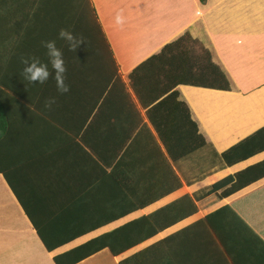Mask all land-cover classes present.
<instances>
[{"label":"crops","instance_id":"1","mask_svg":"<svg viewBox=\"0 0 264 264\" xmlns=\"http://www.w3.org/2000/svg\"><path fill=\"white\" fill-rule=\"evenodd\" d=\"M90 2L139 124L156 140L128 75L185 33L209 52L229 89L174 88L205 142L198 150L206 164L186 160L198 150L172 162L161 145L113 159V142L131 124L125 113L115 115L101 80L75 78V96L67 97L46 83L22 86L9 64L0 69V264H54L53 256L68 251L92 253L74 264H118L155 243L156 264H185L186 252L206 244L200 222L230 203L233 223L249 230V256L264 264V176L227 197L201 196L264 160V150L230 166L219 157L264 126V0ZM49 98L56 100L50 110ZM108 246L120 253L111 255Z\"/></svg>","mask_w":264,"mask_h":264},{"label":"trees","instance_id":"2","mask_svg":"<svg viewBox=\"0 0 264 264\" xmlns=\"http://www.w3.org/2000/svg\"><path fill=\"white\" fill-rule=\"evenodd\" d=\"M198 1L204 3V0ZM36 3L37 0H0V69L10 64L6 69L17 72L22 86H32L23 76L21 57H38L47 63L46 49L41 42L56 40L67 66L66 83L70 85V92L63 95L75 96L73 90L80 84L78 80L83 82L96 77L98 81L101 80L102 89L108 87L106 93L111 92L113 103L117 106L115 115L125 113L130 119L131 125L124 131L125 135L113 142V159L126 156V152L137 146L156 148L158 152L161 145L167 157L174 162L205 146L186 106L177 100L178 94L174 90L178 85L229 89L224 74L211 62L209 52L200 45L201 54H195L185 44L200 43L185 33L163 45L158 53L149 56L128 75L129 87L140 107L146 109L145 116L156 140L146 125L139 124V113L118 78L117 66L90 0H38L39 7L33 11ZM61 28L68 29L76 36H83L85 42L75 52L70 51L65 41L57 38ZM46 84L57 90L54 79L50 78ZM102 91L98 94V100ZM101 102L105 103L104 98ZM124 107L125 111H119ZM263 150L264 126L223 151L219 157L224 165L230 166ZM170 174L175 179L174 187L178 188L179 179L172 171ZM263 176L264 160L216 181L201 196L215 194L218 198L227 197ZM233 216L230 203L210 213L205 222H200L209 231L206 244H196L194 254L186 252L185 264H255L258 259L249 256V230L233 223ZM219 218L224 219H221L223 225L219 223ZM214 220H218L219 227L215 226ZM108 248L113 256L120 253L113 251L111 246ZM91 254L68 251L53 256L52 260L54 264H74ZM118 264H156V243Z\"/></svg>","mask_w":264,"mask_h":264},{"label":"clouds","instance_id":"3","mask_svg":"<svg viewBox=\"0 0 264 264\" xmlns=\"http://www.w3.org/2000/svg\"><path fill=\"white\" fill-rule=\"evenodd\" d=\"M39 7L37 3L33 7V11ZM126 22L123 14L118 13L115 17L117 25H124ZM59 40L65 41L70 51L75 52L77 48L85 42L83 36H76L68 29L61 28L58 32ZM42 47L46 49L48 57L47 63L42 62L38 57H21V63L24 65L23 76L32 84L43 85L52 78L56 82L57 91L63 95L70 92V85L66 83L67 80V66L63 57V52L57 47L56 40H48L41 42ZM49 65L51 66L49 68ZM56 103L55 98H49L45 101L44 107L51 109Z\"/></svg>","mask_w":264,"mask_h":264},{"label":"rangeland","instance_id":"4","mask_svg":"<svg viewBox=\"0 0 264 264\" xmlns=\"http://www.w3.org/2000/svg\"><path fill=\"white\" fill-rule=\"evenodd\" d=\"M186 48L191 50L193 53L195 54H201V51H200V44H193L191 42H186ZM209 147H205V149H208ZM201 152H204V149L203 151L201 150H198L197 152H195L194 154L190 155V158L191 159H186V160H192L195 164H197L198 166L202 164L201 167L205 166L206 162L205 160L203 159H200V156L199 154H201ZM213 160L212 157H209L208 158V161H209V166H211V161ZM185 162V161H184Z\"/></svg>","mask_w":264,"mask_h":264}]
</instances>
